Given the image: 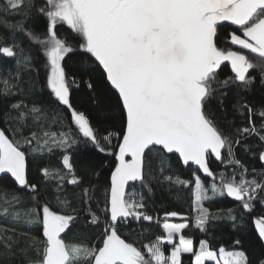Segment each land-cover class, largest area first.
Here are the masks:
<instances>
[{"label":"snow or ice","instance_id":"obj_1","mask_svg":"<svg viewBox=\"0 0 264 264\" xmlns=\"http://www.w3.org/2000/svg\"><path fill=\"white\" fill-rule=\"evenodd\" d=\"M0 29V264H264V0H0Z\"/></svg>","mask_w":264,"mask_h":264},{"label":"trees","instance_id":"obj_2","mask_svg":"<svg viewBox=\"0 0 264 264\" xmlns=\"http://www.w3.org/2000/svg\"><path fill=\"white\" fill-rule=\"evenodd\" d=\"M9 22H13L11 20V17H9ZM59 31L62 33L64 31L63 28H60ZM0 34L7 35V32L4 31L3 29H0ZM6 62L0 61V66H3ZM229 71V69L225 68L224 72ZM223 76V73L221 74ZM27 79V77H26ZM74 99L75 101L79 104L81 103V98L80 94H74ZM259 97H257V100ZM214 101L212 104L214 105ZM115 135V133H114ZM113 143H116V140L113 139ZM172 159V164H173V169L174 171L180 172L182 174V178H187L189 175V172L187 169L183 168H176L175 165V156L171 157ZM50 162L55 165L56 160L55 158H51ZM37 161L32 159L31 156L29 157L28 164H29V170H28V175L29 178L32 179L35 175V165ZM251 163L249 162V169L251 170ZM214 170L219 171L220 169L214 164L213 165ZM106 173L102 174L99 177V182L101 187L103 184L106 182ZM95 179V178H94ZM5 184H8L9 188H11V183L10 181H4ZM4 193L0 192V197H3ZM52 202L53 205H55V198L52 197ZM3 201L0 200V205H2ZM189 203H190V196L188 195L187 192L182 193L179 197L175 194L168 195L166 190H160L158 187L156 189V194L155 197L149 202V210L152 212L154 216H158L161 224L164 222V212L165 211H179L185 215H190V208H189ZM210 208L211 211L215 212L218 209L222 207H234V203L231 202L230 200L224 199L220 200L217 199L216 201L206 204ZM2 210V209H0ZM0 227H8L7 224L0 223ZM212 230L210 229V232ZM162 232L161 227H157L155 224H152L150 227V230L148 231H142L140 227H135L134 231L133 229L129 228H122L121 229V234L122 236L126 237L130 241H133L137 244V246H141L144 243H148L152 240L155 239L157 235H160ZM188 232V230H186ZM132 233V234H130ZM197 236V242L199 238H203V236L196 232L195 233ZM97 235L98 233L96 231H93L91 229H80V228H73L71 232L67 234L66 239L72 242H86L88 244H95L97 240ZM214 235H215V240L213 241V247L214 248H219V246L224 245L225 247H230L232 239L237 235L236 233H233L231 229L228 227L227 224L225 223H219L215 229H214ZM242 238L244 239V247L249 249V255H252V246H251V235H244L241 234ZM167 253V248L165 249ZM17 264H22L21 261H17ZM185 264H187V257H185Z\"/></svg>","mask_w":264,"mask_h":264},{"label":"rangeland","instance_id":"obj_3","mask_svg":"<svg viewBox=\"0 0 264 264\" xmlns=\"http://www.w3.org/2000/svg\"><path fill=\"white\" fill-rule=\"evenodd\" d=\"M169 222H173V223H178V222H182L177 218H172Z\"/></svg>","mask_w":264,"mask_h":264}]
</instances>
